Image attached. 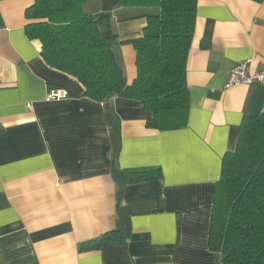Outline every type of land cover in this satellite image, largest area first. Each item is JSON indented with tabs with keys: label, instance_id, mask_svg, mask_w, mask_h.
I'll use <instances>...</instances> for the list:
<instances>
[{
	"label": "crops",
	"instance_id": "obj_1",
	"mask_svg": "<svg viewBox=\"0 0 264 264\" xmlns=\"http://www.w3.org/2000/svg\"><path fill=\"white\" fill-rule=\"evenodd\" d=\"M116 1L84 9L110 14L120 41L141 36L151 9ZM33 3L0 0V264H234L210 248V229L224 156L264 110L263 85L227 86L241 62L264 70V0H198L188 121L169 130L148 127L140 101L95 100L51 67L26 31ZM115 47L130 84L136 49ZM54 89L66 95L48 99ZM110 231L125 239L89 246Z\"/></svg>",
	"mask_w": 264,
	"mask_h": 264
},
{
	"label": "trees",
	"instance_id": "obj_2",
	"mask_svg": "<svg viewBox=\"0 0 264 264\" xmlns=\"http://www.w3.org/2000/svg\"><path fill=\"white\" fill-rule=\"evenodd\" d=\"M87 1L34 0L26 9L31 19L27 34L41 41L46 62L76 77L95 100L120 96L140 101L151 114L148 127H184L190 109L187 62L198 0H117L115 6L156 9L144 13L148 21L142 35L127 41L119 40L110 14L87 12ZM125 42L137 52V76L130 84L115 47ZM161 175L158 168L134 172L132 179ZM119 239L125 238L110 231L88 244L99 249ZM209 244L225 262L264 264V111L244 118L236 149L224 156Z\"/></svg>",
	"mask_w": 264,
	"mask_h": 264
},
{
	"label": "built area",
	"instance_id": "obj_3",
	"mask_svg": "<svg viewBox=\"0 0 264 264\" xmlns=\"http://www.w3.org/2000/svg\"><path fill=\"white\" fill-rule=\"evenodd\" d=\"M241 83L246 84H261L264 86V70L257 72L249 71V61H244L235 66L231 72L230 77L227 83V86H234ZM66 95V92L63 90H51L48 93V99H60ZM264 111V110H263Z\"/></svg>",
	"mask_w": 264,
	"mask_h": 264
},
{
	"label": "rangeland",
	"instance_id": "obj_4",
	"mask_svg": "<svg viewBox=\"0 0 264 264\" xmlns=\"http://www.w3.org/2000/svg\"><path fill=\"white\" fill-rule=\"evenodd\" d=\"M150 9L152 10V12H155V11H156V9H155V8H150ZM151 10H150V11H151Z\"/></svg>",
	"mask_w": 264,
	"mask_h": 264
}]
</instances>
